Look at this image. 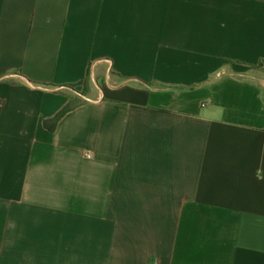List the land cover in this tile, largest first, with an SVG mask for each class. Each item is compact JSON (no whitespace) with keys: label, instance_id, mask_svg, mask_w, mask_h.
Returning a JSON list of instances; mask_svg holds the SVG:
<instances>
[{"label":"crops","instance_id":"0c3cea01","mask_svg":"<svg viewBox=\"0 0 264 264\" xmlns=\"http://www.w3.org/2000/svg\"><path fill=\"white\" fill-rule=\"evenodd\" d=\"M0 264H264V0H0Z\"/></svg>","mask_w":264,"mask_h":264},{"label":"trees","instance_id":"16d2710c","mask_svg":"<svg viewBox=\"0 0 264 264\" xmlns=\"http://www.w3.org/2000/svg\"><path fill=\"white\" fill-rule=\"evenodd\" d=\"M88 81H89V76L86 79V82H88ZM71 87H73V86H71ZM145 87L151 88V87H155V85L147 84V85H145ZM156 87L170 88V87H166V86H156ZM82 103H83V101L73 102L72 98H70L68 104L52 120L47 121L45 123V126L48 128V130L53 132L56 129L57 123L60 121V119H62L70 111H72L75 108H77L78 106H80Z\"/></svg>","mask_w":264,"mask_h":264},{"label":"rangeland","instance_id":"374dc122","mask_svg":"<svg viewBox=\"0 0 264 264\" xmlns=\"http://www.w3.org/2000/svg\"><path fill=\"white\" fill-rule=\"evenodd\" d=\"M95 79L97 82L101 81L99 77H96ZM94 87L95 84L92 83V81L86 82L84 85L70 87L69 92L72 96L73 102L84 101L86 95H91V92Z\"/></svg>","mask_w":264,"mask_h":264}]
</instances>
